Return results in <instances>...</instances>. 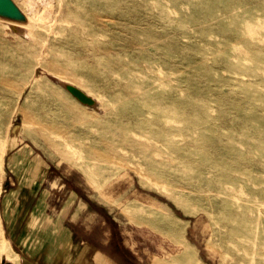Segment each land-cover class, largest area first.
Here are the masks:
<instances>
[{
	"label": "rangeland",
	"instance_id": "obj_1",
	"mask_svg": "<svg viewBox=\"0 0 264 264\" xmlns=\"http://www.w3.org/2000/svg\"><path fill=\"white\" fill-rule=\"evenodd\" d=\"M11 1L0 145L18 136L55 165L38 196L57 220L108 236L124 264H182L184 248L189 264H264V0H64L37 37ZM9 252L2 228L0 264Z\"/></svg>",
	"mask_w": 264,
	"mask_h": 264
},
{
	"label": "crops",
	"instance_id": "obj_2",
	"mask_svg": "<svg viewBox=\"0 0 264 264\" xmlns=\"http://www.w3.org/2000/svg\"><path fill=\"white\" fill-rule=\"evenodd\" d=\"M4 152L2 182L7 187L0 203V233L3 228L10 245L5 264H124L114 249L118 245L112 244L111 238L90 241L74 237L70 232L72 224L65 221L70 220L65 219L64 210L58 212L61 217L57 220L55 212L41 203L40 185L55 174L56 167L37 146L10 136ZM67 175L79 185L74 190L82 195L86 180L75 171Z\"/></svg>",
	"mask_w": 264,
	"mask_h": 264
},
{
	"label": "bare ground",
	"instance_id": "obj_3",
	"mask_svg": "<svg viewBox=\"0 0 264 264\" xmlns=\"http://www.w3.org/2000/svg\"><path fill=\"white\" fill-rule=\"evenodd\" d=\"M20 1H21V5L23 6L24 10L29 15L30 20L33 21L32 22L33 24L29 23V25H27L28 31H24V29L22 28L18 29L17 26L12 25L13 28L21 34V36L37 37V34L42 32L43 30L55 32L54 30L59 28L58 24L66 21L64 14H63L64 0H58L57 1L58 4L56 7L54 6V3H55L54 0H20ZM54 10H55V14L53 13ZM40 46L42 49H44V47L48 46V42L45 40L41 42ZM67 85L76 87L81 91H83L84 89L70 82L63 81L62 86H63L65 93L77 104L85 105L81 103L77 98H75L68 89L65 88V86ZM83 92L85 94L86 92L90 93L87 90L86 92L85 90ZM82 99L87 101L85 98H82ZM94 103H95V100L93 99V104L91 106H94ZM85 106H89V105H85ZM4 150H5V142L0 145V182L2 178V166H3V157H4L3 155L5 153ZM188 252H189L188 249L184 248V251L181 254L182 264H189L188 255L190 253L187 254Z\"/></svg>",
	"mask_w": 264,
	"mask_h": 264
},
{
	"label": "water",
	"instance_id": "obj_4",
	"mask_svg": "<svg viewBox=\"0 0 264 264\" xmlns=\"http://www.w3.org/2000/svg\"><path fill=\"white\" fill-rule=\"evenodd\" d=\"M0 14L8 17L20 16L17 7L13 4L11 0H0ZM65 88L68 89L71 94L75 98H77L81 103L89 106L93 104V99L78 88L69 85L65 86ZM82 98H85L87 101L83 100Z\"/></svg>",
	"mask_w": 264,
	"mask_h": 264
}]
</instances>
